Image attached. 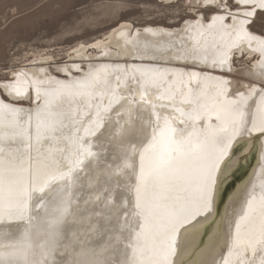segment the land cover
Segmentation results:
<instances>
[{
	"label": "bare ground",
	"instance_id": "bare-ground-1",
	"mask_svg": "<svg viewBox=\"0 0 264 264\" xmlns=\"http://www.w3.org/2000/svg\"><path fill=\"white\" fill-rule=\"evenodd\" d=\"M251 10L252 5H242L234 9L233 14L239 13V19H245L243 12ZM193 17L195 21L201 18L200 13ZM195 21L185 18L179 25L167 27L135 26L122 20L93 41L77 42L69 47L65 51L68 59L63 62H55L49 53L35 54L32 61L27 59V63L17 69H24L29 81L36 79L33 73L39 76L43 85L41 93L51 102V114L41 100V115L45 118L41 132L48 139L38 142L35 89H32L31 104L20 102L17 105L24 110L15 119H20L25 131L19 150L24 154L26 166L29 153L34 159L39 156L43 164L37 181L30 185L35 190L24 193V220L18 215L10 218L4 214L0 218V224L11 225L0 231V253L28 250L30 259H46L49 264L53 261L55 264H115L129 258L131 250L124 236L128 235L134 218L123 212L127 184H121L117 176L123 169L132 174V168L127 165L133 163V153L136 173L140 168L139 153L144 151L146 167L155 154L156 149L147 147L146 143L134 146L130 142L139 141L140 120H147L155 112L168 116L173 127L184 129L185 136L193 133L195 137L204 131L218 130H227L230 134L233 121L237 119L233 101L244 107L252 104L253 109L257 104L264 106L258 95L247 98V80L240 81L245 98L236 95L235 80L230 76L225 77L231 81L225 90L230 94L217 95L216 77L221 73L219 68L211 69L213 60L227 55L231 63L232 54L240 55L242 50L251 58V65L243 66L241 71L245 75V70L249 69L261 72L264 70V54L261 53L264 36L254 32L250 37L238 39L227 27L232 23L230 19L223 25L217 20L212 27H209L211 17L202 26ZM188 24L192 27H187ZM185 54L189 56L187 61L176 59ZM82 61H85L84 66ZM194 61L196 66L192 67ZM185 63L187 69L176 67ZM51 68L66 76L54 73ZM24 79L22 75L21 83ZM255 86L259 88L258 84ZM142 99L147 103H142ZM29 108L33 109L31 147L27 137ZM129 109L137 121L135 130L129 122ZM56 112L63 113L62 124L60 119L53 118ZM11 119L0 117V141L5 134L11 137L13 131L19 133V128L7 126ZM152 119L155 122L154 115ZM160 124L163 130V119ZM53 125L57 126L55 136L50 130ZM257 135L245 131L233 141L230 153L233 160L239 162L235 174L243 167L241 165H247V169L236 179L237 187L227 208L219 205L214 222L205 223L201 228L202 232L210 234L204 239H211L204 259H211L214 254L216 259H226L227 264H237L238 260L242 264H260L264 258L258 246L253 252L248 243L249 237L258 233L264 221V138L257 140ZM162 139L157 132V147ZM89 151L94 155L89 156ZM248 161L250 163L246 164ZM98 164H103L104 168L96 179L92 172ZM70 168L73 170L71 183L65 178L44 187L45 180ZM25 183L27 186V180ZM96 200L101 201L98 208ZM63 208L67 211L62 221L53 224L57 210ZM29 216L35 218L30 220ZM29 227L30 233L25 236L24 229ZM53 231L59 234L54 246L48 235ZM184 258H192L191 249L186 250Z\"/></svg>",
	"mask_w": 264,
	"mask_h": 264
},
{
	"label": "snow or ice",
	"instance_id": "snow-or-ice-1",
	"mask_svg": "<svg viewBox=\"0 0 264 264\" xmlns=\"http://www.w3.org/2000/svg\"><path fill=\"white\" fill-rule=\"evenodd\" d=\"M242 5L244 7L252 5L251 11L243 12L245 19H239V13L233 14V9H239ZM184 6L186 9L200 13L199 21H195V17L191 19L201 26L204 21L209 20V17H211L209 27L214 26L217 20L223 25L224 21L230 19L232 23L227 27L241 40L250 37L258 30L256 26L259 17V34L264 36V15L255 11L257 7L264 9V0H235V2L234 0H187ZM219 13L224 15H218ZM187 27L192 25L188 24ZM236 47L238 48V45ZM261 53L264 54V48H261ZM176 59L187 61L189 56L180 55ZM243 59L241 50L239 63H242ZM239 63L235 55L232 56L231 63L227 55L212 61L211 69L219 68L221 73L216 77L217 95L230 94L225 91L231 82L225 77L230 76L237 83L234 89L236 95L245 98V93L239 85L241 80H247L246 87L249 91L247 98L258 95L261 101H264V70L259 73L250 69L245 70L247 71L245 75ZM195 66L194 61L192 67ZM19 67L15 65L9 72L8 65L5 64L3 69H0V117H12L7 126L20 129L19 133L13 131L11 137L5 134L0 141L2 145L0 146V218L6 214L10 218L18 215L20 220H24L23 196L26 190H35L30 185L37 181L43 161L39 156L34 159L29 153L26 166L24 154L19 150L25 131L20 119H15L24 110L17 105L21 100H27L31 104L32 89H35L36 139L38 142L42 140L47 142L48 137L41 132V124L45 118L41 115L40 101L44 100V107L49 108L50 114L51 102L46 94L41 93L43 85L39 76L33 73L32 76L36 79L29 81L28 73L24 69L17 70ZM176 67L184 70L188 68V64H177ZM22 75L25 77L23 83L20 81ZM257 84L259 88L255 86ZM142 103H147V100L142 99ZM152 108H156L154 103ZM233 109L237 113V119L233 121L230 134L227 130H218L213 133L204 131L195 137L193 133L185 136L184 129L173 127L168 116L155 112L152 114L155 116V122L152 115L147 120H140L139 141L137 143L130 140V142L134 146H142L146 143L147 147L156 150L147 167L144 163V151L139 153V173L135 170V153L132 154L133 163L127 165L132 168V174L129 175L126 185L127 195L123 212L125 216L134 218V222L128 227V235L124 236V239L127 240V248L131 250V256L123 261H116L115 264H227L226 259L223 257L216 259L214 254L211 259L202 258L208 251L211 239H204L205 236L210 237V234L202 232L201 228L205 223L214 222L219 205L222 204L227 208L237 187L235 171L238 170L239 162L234 161L230 153L233 141L245 131L249 135L257 133V140L264 138V106L257 104L253 109L252 104L244 107L238 101H233ZM32 114L33 109L29 108L27 137L30 147ZM117 115H120L119 111ZM128 115L129 122L135 130L137 121L133 119L131 109L128 110ZM62 116L63 113L56 112L53 118L60 119ZM161 119L164 121L163 130H161ZM60 122L63 123L62 119ZM50 130L53 136L57 134V126L53 125ZM157 132L163 137L158 147ZM39 151L38 148L37 152ZM88 155L93 156L94 153L89 151ZM127 158L128 155L125 154V159ZM72 171L71 168L67 172L58 171L56 175L44 181V187H49L65 178L71 183ZM40 191H43V187ZM66 211L67 208L58 209L53 224H59ZM34 218L29 216L30 220ZM118 219L117 215V222ZM5 227L11 228V225L0 224V231ZM236 228L239 230V223L236 224ZM30 230V227L25 228L24 235H29ZM48 235L52 238L50 243L54 246L58 232L53 231ZM248 243L253 252L257 251V246L264 252V221L261 222L258 233H253L249 237ZM187 249H191V259L184 258ZM0 264H49V262L46 259L42 261L30 259L28 250L17 249L14 252L0 253ZM52 264H55V261ZM237 264L242 262L238 260ZM260 264H264V258L261 259Z\"/></svg>",
	"mask_w": 264,
	"mask_h": 264
},
{
	"label": "rangeland",
	"instance_id": "rangeland-1",
	"mask_svg": "<svg viewBox=\"0 0 264 264\" xmlns=\"http://www.w3.org/2000/svg\"><path fill=\"white\" fill-rule=\"evenodd\" d=\"M186 2L187 0H0V69L7 64L10 72L13 66H21L27 63V59L32 61L33 55L44 53L51 54L55 62H63L68 59L65 51L69 47L77 42L93 41L122 20L130 21L135 26H177L185 18L198 13L193 9H186ZM255 11L264 15V9ZM256 27V33L259 34V17ZM233 55L239 63L241 54ZM243 56L240 68L251 65V58H247L245 54ZM84 63L82 61L81 65L84 66ZM51 70L60 76H66V73H59L53 68ZM235 84L237 87L236 81ZM20 102L29 103L26 100ZM103 168V164H98L92 172L96 179ZM117 177L121 184L126 185L128 169H123ZM100 203V200H96L95 207L98 208ZM91 236L95 239L94 233Z\"/></svg>",
	"mask_w": 264,
	"mask_h": 264
},
{
	"label": "water",
	"instance_id": "water-1",
	"mask_svg": "<svg viewBox=\"0 0 264 264\" xmlns=\"http://www.w3.org/2000/svg\"><path fill=\"white\" fill-rule=\"evenodd\" d=\"M250 162L248 161V163L246 164H249ZM243 167H241V169H239V171H237V173L235 174V181L236 179H238L239 177H241L240 175H243L245 173V170L247 169V165H241Z\"/></svg>",
	"mask_w": 264,
	"mask_h": 264
}]
</instances>
